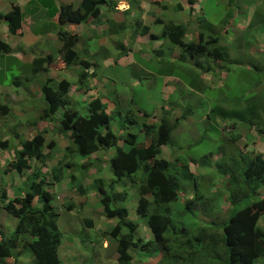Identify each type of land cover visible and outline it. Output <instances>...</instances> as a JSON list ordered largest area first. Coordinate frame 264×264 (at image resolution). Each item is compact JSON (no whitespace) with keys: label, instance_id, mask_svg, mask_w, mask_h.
<instances>
[{"label":"rangeland","instance_id":"rangeland-1","mask_svg":"<svg viewBox=\"0 0 264 264\" xmlns=\"http://www.w3.org/2000/svg\"><path fill=\"white\" fill-rule=\"evenodd\" d=\"M66 1L75 4L78 0H33L32 4L40 6L42 11L30 12V15L35 14L31 27L41 28L39 23L45 15L50 21V18L56 16V13L51 16L52 10L62 3L66 4ZM160 1L131 0L132 8L127 12V16L122 15L118 20L116 16L109 17V21L124 23V32L136 29L137 23L141 21L147 22L146 15H157L173 23L191 25L190 28L186 27L183 41H209L207 46H215L216 50L225 53V57L197 55L191 58L166 36L152 39L149 35L145 37L139 33L132 47L122 39L116 41L120 42L119 47L113 48L116 34L99 43L88 42L83 50L89 54L86 58L94 62L90 63V69L95 73L93 82L97 85V95L92 90V93L84 91L85 94L75 91V100L72 96L70 101L73 103L66 108H60L56 114L60 116L64 109H71L86 116L88 101L95 95L94 97L103 96L106 101H113L115 104L113 106L107 102L110 114L109 128L120 137L126 138L129 133H134L138 142L149 144L151 138L140 131L141 123L157 122L160 117L166 116L167 125L175 126L169 145L162 146L159 155L152 157L154 161L160 157L170 160L172 165L168 173L176 175L180 182L177 199L170 203L172 223L168 229L169 233H165L166 236H172H169L170 253L166 255V251L154 243L146 220L135 212L139 197L138 185L129 181L115 185L112 182L114 176L110 171L108 178L102 180L101 186L93 185V189H90L87 194L88 201L82 210L73 208L75 210L72 212L64 209L69 202H77L79 198L75 187H69L71 185L68 174L77 172L83 175L82 179L88 180L97 172V168L79 161L78 158L76 163L65 167L63 181L55 184L56 191L53 194V204L55 202L57 210L61 207L57 219L60 239L62 238L58 245L61 264H113L116 261L117 242L107 233L116 225L120 226L121 233H126L129 225L121 223L118 217L109 218L104 215L99 187L112 196L109 202L111 208L125 207L127 217L124 220L137 224L135 237L141 240L140 248L130 251L132 264H218L214 258L217 248L199 250L204 241L190 249L177 242L189 230L192 231L187 236L202 225L210 230L226 221L232 205L228 190L235 188V184L226 188L222 180L231 162L241 164L243 159L256 153L264 158V132L259 129L264 126V0ZM0 4L2 11L10 8L9 0H1ZM106 4H101V24H104L103 19L107 16L102 13L109 7ZM35 5L31 6L36 7ZM191 20L194 23L193 29ZM72 25H67V30L70 31ZM150 26L155 34H159L162 29L159 24ZM83 28L86 30L85 26ZM56 31L55 28L49 30L55 36ZM135 33L136 31H132L131 39H134ZM8 36H4L0 31V37L11 46L14 45V37ZM60 42L61 39L51 41L50 49L53 50L61 44ZM42 45L41 41L32 45L28 50L29 55L26 56L13 47L8 54H0V102L9 103L8 95L3 92L7 90L9 95L11 94L10 99L16 103L13 116H0V138H8L7 147L0 148V190H6L9 197L21 196L28 190L30 180L26 179V175L29 171L19 176L17 171L10 167V162L13 159L12 150L18 145L16 135H27L32 131V126L27 121L34 118L29 112L42 108L40 85L49 75L53 77L51 83L55 87L61 77L72 82L74 87L78 84V74L66 76L61 60L49 65L50 74L31 72V59L41 50ZM43 48L48 51V44ZM78 49H81V45ZM150 50L152 54L149 53V58L144 57L145 52ZM55 52L53 55L57 57ZM173 52L179 56L172 58ZM170 58L171 61L166 60ZM36 95L38 99H35ZM9 106L11 107V104ZM144 112L147 117L141 116ZM51 122L58 125L53 117ZM46 138V142L54 140L56 146L50 149L44 146V161L32 157L29 164L45 172L46 179L51 180L49 170L62 157L63 144L68 141L65 137L60 138L54 129L46 134ZM114 152V148L105 149V152L99 150L98 154L102 157L101 162H104L105 169V158L109 159ZM92 155L89 161L95 159V153ZM183 164L188 165L195 174V179H185L181 176L179 170ZM6 169L9 171H5ZM72 183L75 184V181ZM116 192H125V198L113 197ZM194 193L201 195L204 200L190 198L188 200H193L190 205L193 207L186 209V198ZM251 201L248 216H254L264 228V185L259 187ZM34 205L40 206V203L34 201ZM85 217L91 219V227L82 221ZM15 220L0 205V227L7 236L10 234L8 231L14 228ZM178 232L182 235L177 234ZM218 238L220 239V236ZM184 239L181 238L180 241ZM193 242L197 243V239H193ZM21 250L19 246L16 254ZM191 250L194 253L189 255ZM172 254L176 256L170 258ZM21 255L25 256L20 257ZM20 256L17 264H36L29 250H23ZM258 262L264 264V257Z\"/></svg>","mask_w":264,"mask_h":264},{"label":"trees","instance_id":"trees-1","mask_svg":"<svg viewBox=\"0 0 264 264\" xmlns=\"http://www.w3.org/2000/svg\"><path fill=\"white\" fill-rule=\"evenodd\" d=\"M103 3H105L104 0H81L76 7L72 4H62L52 10L51 16L57 13V20L60 24L81 23L86 19L97 18L101 13V4ZM3 16L7 17V30L12 34L20 33L21 14L18 11V6L14 5L12 11L7 14L0 12V18ZM73 26H71L72 31L57 30L58 39L62 41L59 51L65 65L77 61V54L73 50V46L78 37L73 32ZM145 31H148V27ZM185 33L186 27L183 24L173 22L163 24V36H166L171 43L181 46L191 56L225 57V53L216 50L215 46L208 47L209 41L184 42ZM9 51V44L0 39V53ZM53 62L54 58L51 54L35 56L31 62V72L33 74L47 73L49 65ZM51 81V78L46 77L40 85V97L44 100L45 107L39 115V118L47 117L50 121L57 110L66 108L70 102L67 97L69 82L61 79L55 87ZM87 107L88 115L86 116L81 115L77 110L64 109L58 118L53 117L54 122L58 123L56 125L57 134L61 137L68 135L69 139H67L68 143L62 157L49 170L51 180L46 179L45 172L43 173L29 164V159L32 157L39 161H44L46 158V154L42 151L43 131H38L30 139L23 141L22 148L11 160L10 167L15 169L19 176L29 171L26 179L30 182L28 190L24 191L21 196L9 197L6 190L0 192L1 208L16 219L13 230L8 231L10 232L8 236L0 227V264H17L18 254L16 251L19 246L31 252L36 264H61L58 257L60 243L57 226L58 211L55 202L53 204L54 186L63 181L65 167H69L73 162L76 163L77 158L79 161L97 168V172L88 178L86 187L82 185L84 184L82 181L81 184L77 179L78 176L73 173L69 174V184L71 185L69 187H75L79 198L76 203L69 202L65 205L66 208L71 209L76 205L81 209L88 200L87 194L90 189L93 185L100 184L101 186L102 180L108 178L109 171L114 176L112 182L115 185L125 179L133 183L136 172L142 171L145 174V179L138 185L139 199L136 212L138 216L147 219V224L155 240L154 243L163 248L166 255L170 253L169 236L171 235L166 236L165 233H169L168 229L171 226L169 204L178 195V177L168 173L172 164L170 160L158 158L157 161H154L152 157L159 155L161 145L169 144L172 127L165 122L158 125L142 123L146 133L155 134L151 137L150 143L146 144L138 142L136 135L132 133H129L126 138L116 135L109 128L110 114L99 97L91 99ZM4 115L12 116V112L6 104H0V116ZM163 118L165 116H162ZM259 129L264 132V126ZM120 140L129 145L127 151H122L118 145ZM6 143L0 140V147L4 148ZM47 145L50 148L56 146L54 140H51ZM110 148H114L115 152L109 159L105 158L107 165L105 169L104 162H101L102 157L100 158L98 152L99 150L105 152V149ZM94 153L98 155L94 156L93 161H89V157ZM181 166L182 168L179 170L181 176L185 179H193V173L187 165ZM223 176H225L223 180L228 182L226 188L235 184V188L229 189L228 192L231 203L238 208L235 207L227 223L220 226L219 234H215L213 230L208 233L205 227L196 228L194 234L187 237V234H183L182 238L185 239L180 244L190 249L192 243L200 245L204 241L199 250L209 247L217 248L214 258L218 264H263L258 260L264 257V228L258 224L254 216H248V211L250 212L249 205L257 190L264 185V159L260 154H256L252 158L243 159L241 164L231 162L230 168ZM229 178L230 180H228ZM73 180L75 184L72 183ZM52 188L53 190H51ZM104 190L99 187L104 215L109 218L118 217L121 223L129 225V230L126 233H121L119 225L108 232L117 241V258L113 264H132L130 251L140 248L141 238L135 237L136 225L124 220L127 217L126 208L123 206L111 208L109 202L112 196L106 194ZM118 195L122 197L123 194L116 192L113 197L116 198ZM148 195L152 197L151 202L146 197ZM34 201H38L40 206H35ZM151 204H153V212H149ZM239 205H241L240 208ZM193 239H197V243L193 242ZM173 241L176 242V240ZM193 253L192 250L188 252L189 255ZM174 256L176 255L172 254L170 258Z\"/></svg>","mask_w":264,"mask_h":264},{"label":"crops","instance_id":"crops-1","mask_svg":"<svg viewBox=\"0 0 264 264\" xmlns=\"http://www.w3.org/2000/svg\"><path fill=\"white\" fill-rule=\"evenodd\" d=\"M130 1L131 0H104V2H105L104 4L107 3L109 5V7H107L102 12L103 14L107 15L106 17H104V19L102 18L103 21H104V24H101V22H100L101 21L100 20V15L97 18L94 17L92 19H86V20H84L81 23L74 24V26H75V30L74 31H75V33H76V35L78 37L77 43L75 44L76 45L75 51L78 53L79 59L77 58V61L75 63L68 64V67H66V69L64 68V73L66 74V76L78 74V77L76 79L77 80L76 84L78 83L79 85L77 84L78 86L76 85L75 87H74V85H70V90L67 92V97H68L69 101L71 100L72 96H73V99H74V96L76 94L75 91H77V93H79V94L81 92H82V94H85L84 91H87L89 93H92L94 91L95 94L97 95V89H96L97 85L93 82V79L95 78V73H94L93 70L90 69V63H94V62H92L91 60L86 58V57L89 56V54H88L87 51L83 50L84 45H86L88 42H90V43H93V42L99 43L100 41L108 40L110 35L113 36V34H116L117 36H115V37H117V38H115L113 43H112L113 44V48H115V47H119L118 44L120 43V42L117 43L116 41H121L122 39H125L126 42H129V44L132 47L133 43L136 41V38L138 39V33L141 34V35H145V37H147L149 35V37L152 38V39L166 38L162 34L163 24L168 22V21H170V20L162 19V18L158 17L157 15H155V16L146 15V17L148 18L147 22L144 23V22L141 21L140 23H137V28L134 29V30H130L129 32H124L125 26H126L124 23H117V22H114V21H109V17L114 18V16H116L117 17L116 20H118L122 15H126L127 16V12L132 8L130 6ZM135 1H137V0H135ZM70 2L71 1H66L65 3H70ZM79 2H80V0L76 1L74 5L77 6ZM9 3H10V5L12 3H18L19 7H20V9L18 8V11L22 14V34H20V35H12L14 37V45H12L13 49L20 51V53H23L24 56H26V55H29L28 50L32 47V45H35L36 43L41 41L43 43V45L41 47V50H39V52L37 54H43V55H45V54H53V52H55V51H56L55 54L58 53L61 44H59L58 46H55V48L53 50L50 49L51 41H53V40L57 41L58 37L53 35V33H50L49 30L51 28H55V29L58 30V27H59V29H61L63 31L64 30L68 31L66 27L70 23L60 24L58 22V20H57V15L55 17L50 18L49 19L50 21H48V19H46L47 15H45V17L39 23L41 28L36 29V27L35 28L31 27V24H32L33 17L35 15L34 14L35 11H37V10H38V12L42 11L40 6L32 4L33 0H9ZM31 5H35L36 7H33ZM189 5H191V2H190ZM0 6H1V4H0ZM161 6L165 7L162 4H161ZM0 11L2 12L1 9H0ZM7 11H9V9ZM30 12H34V13L32 15H30ZM3 13H5V11H3ZM25 15L27 17H25ZM1 21H2V26L0 28V31L4 34V36L9 37L8 35H10V34L6 33L7 31H6L4 20L0 19V22ZM170 22H172V21H170ZM191 22L193 23V20H191ZM176 23L184 24V23H180V22H176ZM97 24H99L98 25L99 28L97 29L98 33H97L96 28H95ZM150 24L162 25V29H161L160 33L159 34L152 33V28H151ZM83 26L86 27V30L83 28ZM192 26L193 27L191 29L194 28V23H193ZM146 27H148V29H149L148 31H145ZM186 27L190 28L191 25H189V26L186 25ZM191 29H188V30H191ZM132 31H136L134 39H131ZM122 32H124V33L122 35H120ZM31 33L34 34V35H32ZM21 42H23V44ZM184 42H186V40H184ZM47 44L49 46L48 51L43 48ZM80 45H81V49L79 50L78 46H80ZM179 47L182 49L181 46H179ZM81 50H83V52L80 54ZM183 51L185 53H187L189 57L192 58V56L188 52H186L185 50H183ZM155 52H159V51L155 50ZM149 53L152 54L151 50L148 51V52L146 51L145 54H144V57L149 58V56H150ZM6 54H8V53H6ZM172 55H173L172 58H176L177 56H179L178 54H176L174 52L172 53ZM181 57H183V56H181ZM172 58L166 59V60L167 61H171ZM69 65H72V66H69ZM50 72H51V68L49 69L48 73L50 74ZM49 77L53 78L51 75H49ZM80 78L82 80H78ZM75 89H77V90H75ZM71 90L73 91L72 93H71ZM91 90H92V92H91ZM3 92H4V95H8V97L6 96L8 98V101L12 102L13 105L15 106L16 103L14 102V100L10 99L11 94L9 95V92L7 90H4ZM87 92H86V94H87ZM94 96L95 95H93L90 98V100L92 98H94ZM33 98L34 97H32V99ZM35 99H38L37 95L35 96ZM99 99L102 101V103L104 104L106 109H108L107 102H109L113 106L115 105L113 103V101H111V102L110 101H106L103 98V96L99 97ZM21 100H23V98ZM69 104H72V103L69 102ZM41 106H43L42 103H41ZM29 114H30V116L32 118H34L32 121H27V123L31 125L33 123V121L35 120V117L37 116V111L36 112L35 111H31V112H29ZM163 119L166 120V116ZM40 124L44 125L45 121H41ZM64 139H66V138H64ZM67 143L68 142L63 144V148L67 145ZM57 144H59V143H57ZM167 154H170V153L167 152ZM97 155L98 154H96L95 156H97ZM80 170H82V168H80ZM72 173H74V172H72ZM69 174H68L67 178L69 177ZM75 175L78 176L77 179L80 181V183L82 181L84 184L87 185V180L82 179V176H83L82 174L79 175L76 172ZM84 184H82V185L84 187H86ZM55 188H56V186H54V190H55ZM85 205H86V203L83 205V207ZM56 206L58 207V205H56ZM75 207H77V206L75 205V206H72L71 209H67L66 206H65V208L68 211H72V212H74L75 209H73V208H75ZM83 207H82V209H83ZM60 208L61 207H58V216H59ZM77 211H79V210L77 209Z\"/></svg>","mask_w":264,"mask_h":264},{"label":"clouds","instance_id":"clouds-1","mask_svg":"<svg viewBox=\"0 0 264 264\" xmlns=\"http://www.w3.org/2000/svg\"><path fill=\"white\" fill-rule=\"evenodd\" d=\"M81 1V0H80ZM154 1H160V0H154ZM191 2V1H190ZM80 3V2H79ZM78 3V4H79ZM62 4H64V3H62ZM62 4H60V5H62ZM66 4H72V3H66ZM104 4V3H103ZM14 5H17L18 6V8L20 9V7H19V4L18 3H12L11 5H10V8H9V11H5V13H3V11L1 12L2 14H7V13H9L10 11H12V9H13V7H14ZM73 6H75L74 4H72ZM76 7V6H75ZM21 14V13H20ZM56 15H57V13H56ZM1 20H4V23H5V27H6V33H8V34H10V35H20V34H22V14H21V29H20V33H16V34H12V33H10L8 30H7V17L6 16H3L2 18H0ZM168 22H170V21H168ZM68 23H70V22H68ZM65 24V23H64ZM70 24H73L74 25V23H70ZM184 25V24H183ZM1 26H2V21L0 22V28H1ZM185 27H186V25H184ZM59 30H61V29H59V27H58V31ZM75 26H73V32L75 33ZM72 31V30H71ZM187 31V30H186ZM201 33V32H200ZM186 34V33H185ZM56 36L58 37V34H57V32H56ZM0 39L2 40V41H4V42H6L5 40H3L1 37H0ZM6 43H8V42H6ZM61 43V42H60ZM76 43H77V40H76ZM75 43V44H76ZM9 44V43H8ZM74 44V46H73V50L75 51V45ZM9 46H10V51L12 50V46L9 44ZM60 47H61V45H60ZM75 47V48H74ZM9 51V52H10ZM8 52V53H9ZM83 52V50H81L80 51V54ZM75 53L77 54V58L79 59V57H78V53L75 51ZM0 54H6V53H0ZM56 54H58L57 55V57L55 56V55H53V54H51V55H53V58H54V62H56L57 60H61L62 61V54H61V52L59 51L58 53H56ZM40 55H43V54H37L36 53V55L35 56H40ZM46 55V54H45ZM35 56H33L32 57V59H31V62H32V60L34 59V57ZM44 56V55H43ZM192 58H195L194 56H192ZM53 62V63H54ZM63 62V61H62ZM71 63V62H70ZM69 63V64H70ZM68 65H65L64 64V68H66ZM48 69H50V66H49V68ZM49 71V70H48ZM48 73V72H47ZM81 74V73H80ZM46 77H49V76H46ZM50 78V77H49ZM61 79H65V80H67L66 78H61ZM60 79V80H61ZM51 80H52V78H51ZM80 80H82L81 78H80ZM68 82H69V84L70 85H73V83L72 82H70L69 80H67ZM52 82V81H51ZM52 84V83H51ZM58 84V83H57ZM79 85V84H78ZM57 86V85H56ZM69 90H70V87H69ZM68 90V91H69ZM39 91H40V89H39ZM97 97V96H96ZM93 99V98H92ZM72 100V99H71ZM70 100V101H71ZM11 104V107L9 106L10 104ZM9 103H7V101H5V102H3V103H1L0 102V104H6L8 107H9V109H10V111L12 112V116H13V111H14V105H13V103L12 102H10L9 101ZM70 103H73V102H70ZM88 103H89V101H88ZM68 106V105H67ZM45 107V103H44V100H43V106H42V108H40V110L39 111H37V116H36V118H35V120L33 121V123L31 124V126H32V131L29 133V134H27V135H21V136H18V135H16V141L18 142V145H15V147H14V149L12 150V151H14V153H13V159H14V157H15V154H16V152L18 151V150H20L21 148H22V142L23 141H25V140H27V139H30L36 132H38V131H43V137H44V143H43V148H44V146H46V147H48V143L50 142V141H47L46 142V140H47V138H46V134L48 133V132H50V130L51 129H54V131H55V133L57 134V128H56V125H53L52 124V122L49 120V118H47V117H44V118H39V115H40V113H41V110L43 109ZM105 109H106V107H105ZM69 110H71V109H69ZM106 111L107 112H109L107 109H106ZM57 112V111H56ZM56 112L52 115L54 118H58L59 117V115H57L56 114ZM5 116V115H4ZM142 117H147L148 115L146 114V116H145V113H142V115H141ZM41 121H45V124L44 125H41L40 124V122ZM152 121V120H151ZM161 122H165V123H167V121L165 120V119H162V117H160L159 118V120L156 122V121H153V122H148V121H145V122H143V123H147V124H151V123H153V124H155V125H158V124H160ZM51 124L53 125L52 127H51ZM172 127V129L175 127H173V126H171ZM140 131H142L144 134H146L147 136H150V138L154 135L155 136V134L154 133H151V134H148V133H146L145 132V130H144V128H143V126H142V123H141V127H140ZM150 132V131H149ZM171 132H172V130H171ZM171 132H170V138H171ZM134 134V133H133ZM58 135V134H57ZM66 137V139H69L68 138V135H65ZM7 139L8 138H3V139H1L0 138V140H2V141H5V142H7ZM55 142V141H54ZM171 142V141H170ZM118 145L120 146V148L122 149V151H127L128 149H129V145L126 143V142H124L123 140H120L119 141V143H118ZM164 145H169V144H163V145H161V147L162 146H164ZM7 147V143H6V146L4 147V148H6ZM161 147H160V150H161ZM1 148V147H0ZM43 148H42V150H43ZM49 149H50V147H48ZM65 148V147H64ZM12 153V152H11ZM44 153V152H43ZM257 154V153H256ZM256 154H254V155H256ZM95 155H96V153H95ZM94 155V156H95ZM253 155V156H254ZM261 155V154H260ZM93 156V155H92ZM158 156V155H157ZM253 156H251V157H249V158H252ZM262 156V155H261ZM160 158H163V157H160ZM263 158V157H262ZM12 159V160H13ZM35 159V158H34ZM78 159V158H77ZM163 159H165V158H163ZM264 159V158H263ZM165 160H167V159H165ZM176 161H178V160H175V162ZM41 163H43V162H41ZM172 165V164H171ZM185 165H187V164H185ZM187 167H188V165H187ZM188 169H189V167H188ZM209 169V168H208ZM190 170V169H189ZM204 171H206V169H203ZM191 171V170H190ZM192 172V171H191ZM193 173V172H192ZM134 179H135V181L133 182V183H136L137 185H139L140 183H142L143 181H144V179H145V174L144 173H142V171H138V172H136V174L134 175ZM193 179H195V174L193 173ZM192 180V179H191ZM228 180H230V178L228 179ZM236 181V180H235ZM128 182V180H124L123 181V183H127ZM130 182V181H129ZM229 182H232V181H229ZM178 185H179V188H178V194H179V190H180V182H179V179H178ZM228 182H227V180L225 181V180H222V184H227ZM138 189V188H137ZM1 191V190H0ZM137 192H138V190H137ZM122 198H125V196H126V194H125V192H122ZM119 196V195H118ZM178 196V195H177ZM149 200H150V202L152 201V197L150 196V195H148V196H146ZM198 199V200H204V199H202V196L201 195H198V194H196V193H194L193 194V196H191V197H189V198H186L187 200L185 201V208L186 209H191L193 206H190L191 204H190V201H193V200H188V199ZM138 199H139V197H138ZM176 199H177V197H176ZM175 199V200H176ZM174 200V201H175ZM173 202V201H172ZM189 202V204L187 205V203ZM195 202V201H194ZM194 202H193V204H194ZM76 203V202H75ZM171 203V202H170ZM137 204H138V200H137ZM232 204V203H231ZM242 205V204H241ZM241 205H239V208H240V206ZM136 207H137V205H136ZM152 207H153V204H151V206H150V209H149V212H153L154 210L152 209ZM169 207H170V210H171V206H170V204H169ZM235 205H231V208H230V214L228 215V217H227V219H226V221L224 222L225 224L227 223V221H228V218H229V216L233 213V210H235ZM75 208H77V207H75ZM236 208H238V207H236ZM64 209H66V208H64ZM78 210H81V209H79V208H77ZM203 209H205V208H203ZM127 210V209H126ZM58 211V210H57ZM135 212H136V209H135ZM170 213H171V211H170ZM136 214H137V212H136ZM138 215V214H137ZM169 216H170V214H169ZM140 217V216H139ZM14 218V217H13ZM141 218H143V219H145L146 220V222H147V219L145 218V217H141ZM170 220H171V218H170ZM84 223H86L87 224V226H90L91 227V223H89V222H91V219H87V217H85V218H83V220H82ZM14 223H16V220H15V222ZM172 223V222H171ZM223 223V224H224ZM132 224H135V223H133L132 222ZM136 225V228H137V224H135ZM15 226V225H14ZM220 226H222V224L220 225ZM220 226H213L212 228H210V230L208 229V228H206V226L205 225H202L201 227H205L206 229H207V232L208 233H210L211 232V230H213L214 231V233L215 234H219V232H220ZM149 227V226H148ZM150 228V227H149ZM13 230V229H12ZM151 230V229H150ZM110 231V230H109ZM190 231H192V230H189V232ZM11 232V231H10ZM152 232V231H151ZM188 232V233H189ZM179 233V232H178ZM187 233V234H188ZM195 232H193L192 234H194ZM104 234H106V232H104ZM107 234H109V233H107ZM180 234V233H179ZM180 235H182V234H180ZM194 236V235H193ZM172 237V236H171ZM186 237H187V235H186ZM182 237H180V239H181ZM62 239V238H61ZM61 239H60V241H61ZM115 239V238H114ZM116 240V239H115ZM183 241V240H182ZM182 241H179V242H177V243H179L180 244V242H182ZM117 242V241H116ZM116 245H117V243H116ZM197 245V244H196ZM194 246H195V244L194 243H192V247L191 248H194ZM21 252L24 250L22 247H21ZM59 251V250H58ZM20 252V253H21ZM20 253L18 254V259H19V256H20ZM23 256H25V255H21L20 257H23ZM21 259V258H20ZM18 263H19V261H18ZM115 263V262H114Z\"/></svg>","mask_w":264,"mask_h":264}]
</instances>
